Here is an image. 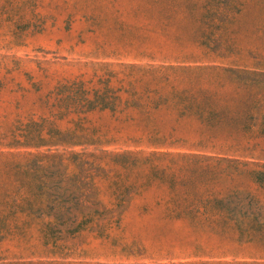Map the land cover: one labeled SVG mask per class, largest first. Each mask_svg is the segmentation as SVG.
<instances>
[{
    "label": "rangeland",
    "instance_id": "obj_1",
    "mask_svg": "<svg viewBox=\"0 0 264 264\" xmlns=\"http://www.w3.org/2000/svg\"><path fill=\"white\" fill-rule=\"evenodd\" d=\"M0 264H264V0H0Z\"/></svg>",
    "mask_w": 264,
    "mask_h": 264
}]
</instances>
